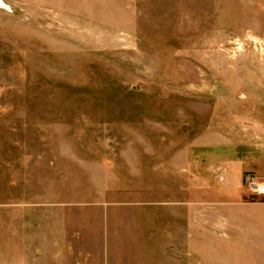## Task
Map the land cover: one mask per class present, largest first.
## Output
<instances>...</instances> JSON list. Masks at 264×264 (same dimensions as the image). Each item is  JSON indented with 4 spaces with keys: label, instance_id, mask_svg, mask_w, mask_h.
Wrapping results in <instances>:
<instances>
[{
    "label": "rangeland",
    "instance_id": "374dc122",
    "mask_svg": "<svg viewBox=\"0 0 264 264\" xmlns=\"http://www.w3.org/2000/svg\"><path fill=\"white\" fill-rule=\"evenodd\" d=\"M0 1V264H172L189 149L260 141L264 0Z\"/></svg>",
    "mask_w": 264,
    "mask_h": 264
},
{
    "label": "crops",
    "instance_id": "0c3cea01",
    "mask_svg": "<svg viewBox=\"0 0 264 264\" xmlns=\"http://www.w3.org/2000/svg\"><path fill=\"white\" fill-rule=\"evenodd\" d=\"M256 131L250 146L219 134L189 149L186 184L172 190V264H264V196L244 186L246 173L264 184V129Z\"/></svg>",
    "mask_w": 264,
    "mask_h": 264
},
{
    "label": "built area",
    "instance_id": "2783aa9c",
    "mask_svg": "<svg viewBox=\"0 0 264 264\" xmlns=\"http://www.w3.org/2000/svg\"><path fill=\"white\" fill-rule=\"evenodd\" d=\"M244 184L252 196H264V184L255 175H247L244 179Z\"/></svg>",
    "mask_w": 264,
    "mask_h": 264
},
{
    "label": "bare ground",
    "instance_id": "6f19581e",
    "mask_svg": "<svg viewBox=\"0 0 264 264\" xmlns=\"http://www.w3.org/2000/svg\"><path fill=\"white\" fill-rule=\"evenodd\" d=\"M0 4L5 7V5L0 1Z\"/></svg>",
    "mask_w": 264,
    "mask_h": 264
}]
</instances>
